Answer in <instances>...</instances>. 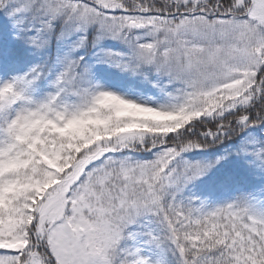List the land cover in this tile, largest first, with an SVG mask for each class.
Wrapping results in <instances>:
<instances>
[{
    "label": "rangeland",
    "instance_id": "rangeland-1",
    "mask_svg": "<svg viewBox=\"0 0 264 264\" xmlns=\"http://www.w3.org/2000/svg\"><path fill=\"white\" fill-rule=\"evenodd\" d=\"M23 2L10 0L11 11L7 7L0 10V25L11 23L0 35V171L22 118L37 108L59 107L69 116L70 106L84 109L111 100L118 104L113 117L131 122V130L120 139L150 131L154 135L152 130L159 128L163 131L158 134H175V127L184 128L186 121L205 109L209 116L240 106L253 94L255 76L264 65V0H251L247 18L215 23L183 20L176 34L167 30L161 36L148 18L126 15L116 20L105 15L99 19L94 61L76 68L73 47L86 38L98 18L97 10L82 9L62 30L52 58L53 74L36 97L27 86L35 72L40 74V68L48 65L44 50L49 44L40 30H47L48 16L55 9L48 6L39 30L23 35L19 16L33 8ZM129 23L146 26L130 34L126 31ZM115 43L132 50L133 56L111 51ZM64 76L68 84L78 86L72 95L74 102L63 101ZM120 122L115 124L125 127ZM149 123L156 126L150 128ZM109 143H98L52 192L45 190L39 206L40 234L57 264H113V251L123 235L124 244L135 250L136 264H165L162 255L150 252L156 238L150 222L156 209L147 202L155 194L150 191L155 186L152 182L167 181L164 171L175 169L176 150L165 148L147 157L112 150ZM213 162L222 167L245 163L247 171L259 174L264 170V130H252L245 142L214 160L195 159L190 163L194 175L189 178L207 174ZM187 175L184 182L189 180ZM205 211L214 220L256 234L264 247V193L248 194L237 186L230 196L214 197ZM30 217L19 213L14 219L8 217L9 228L0 232V264H20L19 248L26 244ZM43 260L33 251L25 264H45Z\"/></svg>",
    "mask_w": 264,
    "mask_h": 264
},
{
    "label": "trees",
    "instance_id": "trees-1",
    "mask_svg": "<svg viewBox=\"0 0 264 264\" xmlns=\"http://www.w3.org/2000/svg\"><path fill=\"white\" fill-rule=\"evenodd\" d=\"M23 1L21 0V4L25 3ZM9 2L10 0H1L0 10L7 7L6 11L10 12ZM26 2L32 4L33 8L19 16L23 35L39 30L48 6L55 9L48 16L47 30H40V36L49 44L44 50V60L49 56L48 65L44 69L40 68V74L37 70L27 86L36 97L38 90H45L46 83L53 74L52 58L55 57L60 34L79 10H97L98 18L91 23L86 38L73 47L76 49V68L94 61L99 19L105 15L116 20L126 15L148 18L158 28L161 36L167 30H173L176 34L177 27L183 20L200 19L215 23L219 20L247 18L251 5V0H246L242 5L238 4L239 0ZM13 20L11 19L12 22ZM9 26L10 23L0 25V35ZM144 26L146 25L136 27L129 23L126 31L130 34L140 33ZM144 45L149 44H142ZM110 50L129 58L133 56L132 50H127L118 43L113 44ZM65 76L61 90L65 96L63 101L74 102L75 97L72 95H75L78 86L68 84ZM75 78L78 81V75ZM139 89L144 92L145 86L140 84ZM252 89L253 94L240 106L222 114L214 112L209 116L206 114L208 109H205L199 116L186 121L184 128L175 127L177 133L168 135L158 134L162 130L159 128L160 130H152L154 135L150 131L137 136L130 134L128 138L120 139L123 133L131 130V122L128 118L120 122L113 117L112 111L117 110L118 104L111 100L84 109L70 106L69 116H65L59 107H51V110L40 107L35 113L30 112L29 116L23 117L2 163L3 170L0 171V232L9 228V216L12 219L18 213L20 216H31L25 228L26 244L19 248L20 264H25L33 251L44 259L45 264H57L45 237L40 234V201L47 188L52 192L58 182L66 178L78 164L86 161L98 143L105 140H110L109 147L112 150L134 152L139 156L149 157L165 148L176 150L172 166L175 169L168 167L164 171L170 180L157 179L158 182H152L155 186L150 187V191L155 194L147 203L156 209L151 222L149 221L156 235L151 254H161L165 264H264V247L256 235L241 227L233 228L223 220H214L205 212L214 197L230 195L236 186H242L251 194L264 191V170L257 174L253 170L247 171L245 163L222 167L213 162L215 166L210 172L196 179L189 178V174L194 175L190 163L195 159L214 160L245 142L252 130H264V65L260 66ZM133 90L136 91L135 88ZM65 119H69L68 124L64 123ZM116 122L125 127L115 124ZM153 126L156 125L149 123L150 128ZM186 175L189 180L184 182ZM148 182L145 183L147 187ZM121 240L117 250L113 251L116 261L113 264H136L134 248L128 249L129 244H124L125 235Z\"/></svg>",
    "mask_w": 264,
    "mask_h": 264
}]
</instances>
